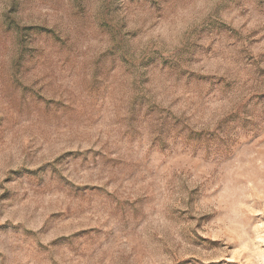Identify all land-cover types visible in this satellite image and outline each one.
Masks as SVG:
<instances>
[{
  "label": "rangeland",
  "instance_id": "1",
  "mask_svg": "<svg viewBox=\"0 0 264 264\" xmlns=\"http://www.w3.org/2000/svg\"><path fill=\"white\" fill-rule=\"evenodd\" d=\"M264 0H0V264H264Z\"/></svg>",
  "mask_w": 264,
  "mask_h": 264
},
{
  "label": "snow or ice",
  "instance_id": "2",
  "mask_svg": "<svg viewBox=\"0 0 264 264\" xmlns=\"http://www.w3.org/2000/svg\"><path fill=\"white\" fill-rule=\"evenodd\" d=\"M257 222H264V217H256L250 221H247V223H249V225L255 224Z\"/></svg>",
  "mask_w": 264,
  "mask_h": 264
}]
</instances>
